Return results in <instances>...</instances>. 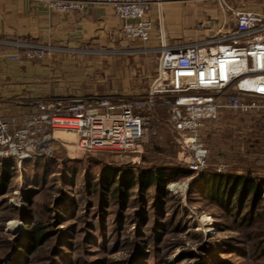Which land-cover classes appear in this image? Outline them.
<instances>
[{
  "label": "rangeland",
  "instance_id": "374dc122",
  "mask_svg": "<svg viewBox=\"0 0 264 264\" xmlns=\"http://www.w3.org/2000/svg\"><path fill=\"white\" fill-rule=\"evenodd\" d=\"M121 55H139V50L131 53L122 51ZM163 85L161 84L160 88ZM258 105L264 108V102H258ZM263 108L249 114L225 111L220 114L215 122L209 123L199 134L201 143L213 154L217 151L224 152V149L221 150L220 148L224 143L233 146L251 144L256 149L253 156H237L238 158H235L234 154L225 156L222 153L224 156H214L212 158L214 161L218 160V167L215 170L217 175L212 179L197 182L204 170L203 168L200 173L198 171L188 174L177 181L168 183L166 191L169 195L166 198V203H163L161 207H157L155 210H148L146 220L145 217L140 216L139 207L133 206L131 203L124 207L123 212L119 215L114 213V207L104 209L108 213L101 215L98 209L94 208V204L92 207L94 209L91 210V214L88 216L92 220L105 219L106 223H104V226L107 231L104 233H93L91 231V233L95 236L100 234L106 236L107 239L104 244L107 240L108 242L105 244V250H103L105 252L82 243L83 236L86 233L87 235L89 234L84 231L88 216L76 222H74L75 220L63 219V222L55 227L57 221L52 219L55 216L53 214H44L42 217L45 219L41 220L46 222V229L52 232L51 234L55 236V239L50 241L53 246L45 249L42 256H51L49 264H84L83 262H87V264H253L245 258L248 256L250 259H253L251 257H258L256 255L260 248L258 236L264 233V220L258 216L259 214L261 216L264 215V203L257 208L255 214L253 212V223L250 225L251 232L248 234L249 230L243 228V222L248 215L247 209L251 202V197L244 199L247 204L244 205L242 210L236 209L233 211L236 204L231 205L230 211H232V215L229 216V213L223 210V207L228 208L225 196H216L220 200L215 199L213 201V203L216 202L215 204L220 202V207L223 205L220 210L219 206L206 202L203 194H205L207 189L212 190V188L218 189L219 187L224 188L226 185L230 186L231 180L226 177V173L230 170L244 175L250 168L248 163L245 164L248 158H259L256 162L258 166L251 168L254 170L252 174L264 177ZM157 115L163 117L161 119L162 128L151 130L148 128L141 145L135 150V153H129L127 156L81 152L77 149L73 137L67 136V134L54 135V140L50 141L46 146L45 155L35 158L33 163L25 162L21 167L13 165L15 170L14 177L11 178V182L7 187H2L3 190L0 189V206L7 204L6 206L9 208L23 211L25 210L24 200H28L26 199L28 191L35 190L34 192L40 195L36 199L31 196L30 199L31 201L35 199L33 203L36 204V210L38 208L45 210L46 205L48 206L50 201H53L58 202L62 208L68 206L65 210L75 214V206H77L76 203L78 201L86 204V199L78 194L82 189V179L86 176L85 172H82L84 167L89 170L91 180L95 179V181L100 175L101 165L115 166L107 170V176L118 169H129L134 173L138 172L137 170L139 169L137 167L144 166L141 163V158L151 157L145 156L147 153H144V149L148 147L151 139H153L155 145L159 148L163 147L165 150L168 147V143H165L164 140L166 138L171 139L176 142L179 153L182 154L181 148H183L187 154L188 143L186 139L188 137L176 134L173 129L177 116L174 119L169 118L166 112H157ZM55 138L61 139V142L60 140H55ZM226 140L228 141L226 142ZM213 142H217V144L220 142V145L212 149L211 143ZM143 154L144 156H142ZM91 156H95L98 159ZM209 157L211 156H206V161ZM175 158L176 163L186 169L192 160L191 156H175ZM37 161L38 167L36 166V168L34 163ZM205 165H207V162H205ZM62 166L66 167L67 176H70L73 171L75 174L78 173L76 188L68 195V202L61 200L62 195L58 193ZM34 167L35 169L33 170ZM197 173L199 174L197 175ZM226 180L229 181L226 182ZM134 191L135 189L130 193L133 195ZM71 198L73 201H71ZM152 198L153 196L148 194L146 200L151 202ZM92 199L94 201V198ZM80 207L83 208L84 206L80 205ZM2 212H0V254L4 255L8 252V249L5 252L3 247L4 240L22 239L27 234L26 231L29 225H25L24 222L15 219L16 214L12 212ZM56 214H59V212L57 211ZM234 215H238L236 219H234L235 217L233 218ZM255 215L256 217L254 218ZM50 216L53 224H51ZM77 216L80 218V215ZM30 223L29 221L26 224ZM142 223H144L143 226ZM98 224L97 222L94 223L96 226ZM162 226H164L163 229ZM251 236L253 238L249 240ZM75 237L77 240H75ZM54 242H57L58 245L54 246ZM21 243L27 244L26 241ZM58 250L61 251V257L58 256L56 258ZM261 261L257 264H263L264 259H261ZM9 264H21L20 258L12 259Z\"/></svg>",
  "mask_w": 264,
  "mask_h": 264
},
{
  "label": "built area",
  "instance_id": "2783aa9c",
  "mask_svg": "<svg viewBox=\"0 0 264 264\" xmlns=\"http://www.w3.org/2000/svg\"><path fill=\"white\" fill-rule=\"evenodd\" d=\"M32 1L59 15L107 6L122 22L127 42L146 43L150 39L148 0ZM235 24L231 31H217L191 44L163 50L160 85H164L154 93L170 96L163 105L173 119L177 116L174 131L188 137V153L184 156L192 157L187 167L192 173H200L209 156V149L199 140L209 123L225 111L249 114L263 108L258 102H264V16L236 13ZM196 30L209 32L210 27L199 24ZM4 45L17 51L8 59L16 64L41 62L51 52L43 44ZM156 105L152 98H102L91 102L54 98L38 102L32 112L19 118L22 125L18 128L9 130L6 121L0 119V160L21 167L45 155L46 146L57 133L73 135L81 152L127 156L141 145L144 114Z\"/></svg>",
  "mask_w": 264,
  "mask_h": 264
},
{
  "label": "crops",
  "instance_id": "0c3cea01",
  "mask_svg": "<svg viewBox=\"0 0 264 264\" xmlns=\"http://www.w3.org/2000/svg\"><path fill=\"white\" fill-rule=\"evenodd\" d=\"M148 1L150 39L146 43H130L122 35V22L107 6L59 15L32 0H0V119L6 121L8 129L20 127L19 118L32 112L35 104L53 98L85 102L102 98H152L157 105L148 112L152 115L167 112L163 103L170 96L154 93L161 81L163 50L191 44L217 31H231L236 25V13L264 16V0ZM204 23L209 25V32H198L196 26ZM4 42L43 44L51 52L41 62L16 64L8 59L17 51ZM136 50L139 55H121L122 51ZM154 126L160 128L162 123L157 120ZM67 136L76 142L73 135ZM55 140L61 142L59 138ZM167 143L168 156H184L183 148L182 154L179 153L175 141L167 138ZM219 145L220 142L211 143L212 149ZM220 148L225 156L234 154L235 158L253 156L256 150L251 144L224 143Z\"/></svg>",
  "mask_w": 264,
  "mask_h": 264
},
{
  "label": "trees",
  "instance_id": "16d2710c",
  "mask_svg": "<svg viewBox=\"0 0 264 264\" xmlns=\"http://www.w3.org/2000/svg\"><path fill=\"white\" fill-rule=\"evenodd\" d=\"M171 118L169 110L166 112ZM158 118V119H157ZM163 117L158 116L157 112L152 115V112H148L144 114L145 123L143 126V138L144 139L145 132L151 129H161L154 126V123L156 121H160L162 123ZM150 134V133H149ZM162 134V133H160ZM154 137V136H152ZM165 143H167V138L164 140ZM231 149L228 148V151ZM232 152V151H231ZM144 153H147L145 156H151L150 158H141V163H143L141 167H137L138 172H133L129 169H118L115 170V172H111L110 175H106L107 170H110L112 167L110 165H101V171L98 178L91 180L90 172L87 169V167H84L82 172H85V175L82 179V189L81 192H78V194L86 199V204H82L79 201L76 203L77 206H75L76 213L72 214L67 212L65 209L60 207V204L58 202L50 201V204L45 207V210H36V204L33 203V201L36 199V197L40 194H37L34 192L35 190L28 191L27 198L28 200H24L25 203V210H14L12 208H9L5 204L0 206V212H8V213H14L16 214L15 219H19L20 222H24L25 225H29L28 230L26 231L27 234H25L22 239L18 240H4L3 247L6 250L8 249V252L4 255L0 254V264H9V262L14 258H20L21 264H49V260H51V256L49 257H43L42 253L45 249H47L49 246H53V243H50L52 239H55V236L52 235L51 231L46 229V222H43L41 219H45L42 217V215H54L55 218H52L54 221L56 220L57 224L55 227L60 225L61 222H63V219H68L69 221L75 220L76 222L79 219H83V217L88 216L91 214L92 209H98V212L101 215H105L104 209H108L109 207H114V213L119 215L121 212H123L124 207L129 205L130 203L133 206L139 207V211L141 214V217H145V220L147 219L146 214L148 210H155L157 207H161L163 203H166V198H168L169 193L166 191V186L170 182L177 181L181 178H183L185 175L192 174L189 170L186 168H183L175 161V156H168L165 152V149L159 148L155 143L153 142V139L150 140L148 143V147L144 149ZM212 153V152H211ZM144 156V154L142 155ZM214 156H223V154L220 151H217L215 154H211V157L208 158L207 165L204 166V170L202 174L199 176V179L197 182L202 180H210L213 177H215L217 174L215 173V170L217 169V161H214L212 159ZM92 158H96L95 156H91ZM37 159V158H36ZM98 159V158H96ZM259 160L257 157L248 158L245 161V164H249L248 171L243 174H237L234 171L230 170L228 173H226V177H228L230 181V186L226 185L224 188L219 187L218 189L212 188V190L207 189L205 191V194H203V197L206 199V202L212 203L216 205L218 208L220 207V202L215 204L213 201L215 199H218L216 196H225V199L228 203V208L223 207V210L227 213H229V216L232 215L231 205L234 203L236 209L242 210L244 205H246V201L244 199H248L251 197V202L249 203V207L247 209L248 215L246 216V220L243 222V228H247L249 230L248 234H250V225H252V215L253 212L255 214V211L260 205H263L264 203V177L263 176H255L252 174L254 171L251 169L252 167H257L258 164L256 162ZM35 159L31 162L27 163H33ZM89 162V161H88ZM252 162H254L252 164ZM90 163V162H89ZM239 163V162H238ZM35 167L38 165V161L34 163ZM99 165V164H98ZM260 166V164H259ZM33 168V170L35 169ZM38 167V166H37ZM36 167V168H37ZM66 167L62 166L61 173L59 176V185H58V193L61 194V200L68 202V195L72 193L73 189L76 188V177L78 173H74V171L70 174V176L66 175ZM82 173V174H83ZM15 170L13 168V165L10 163H7L5 160H0V189L3 190L4 187H7L10 182L11 178L14 177ZM208 179V180H207ZM229 180H226L228 182ZM66 184V185H65ZM64 187L62 188V186ZM25 186V185H24ZM3 187V188H2ZM29 189V188H27ZM135 189L134 194L132 195L131 191ZM37 191V190H36ZM30 192V193H29ZM131 192V193H130ZM151 194L153 196L152 201L149 202L146 200L147 195ZM34 197L35 199L31 201L30 197ZM94 198V201L93 199ZM220 200V199H218ZM71 201L72 198H71ZM90 201V202H89ZM2 203V202H1ZM95 204L94 208L93 205ZM80 205H83L84 207L81 208ZM230 205V206H229ZM59 212V214H56V212ZM56 214V215H55ZM157 214V212H156ZM19 215V216H18ZM77 215H80V218H78ZM93 216V215H92ZM95 216V215H94ZM162 216V211H161ZM238 215H234L233 218L236 219ZM157 218L156 216H154ZM256 215L254 216V218ZM262 220H264V215L261 216L259 214L258 216ZM73 218V219H72ZM96 218V216H95ZM253 218V220H254ZM47 220V218H46ZM51 220V216H50ZM31 222L30 224H26L28 222ZM99 221V222H98ZM99 223L98 226L94 225V223ZM146 222V221H145ZM144 222V223H145ZM106 220H92L91 217L88 216V220L85 224L84 231L85 233L88 232L83 236L82 243L85 245H89L94 248L100 249V251L105 252V240L107 239L104 234H100L98 236L93 235V233H104L107 230L105 229ZM142 223V226L144 225ZM241 223V222H240ZM51 224L52 220H51ZM140 224V223H139ZM242 224V223H241ZM247 224V225H246ZM239 225V224H238ZM73 227V226H72ZM249 227V228H248ZM164 226H162V229ZM161 229V228H160ZM93 231V233H91ZM107 235V233H106ZM54 237V238H52ZM252 236L249 237V240H252ZM260 239V248L259 251L256 252L257 258L251 257L253 259H250L249 256L245 259L249 260L253 264H257L262 262L261 259H264V233L258 236ZM75 240L76 237H75ZM101 240H103L101 242ZM26 241L22 244L21 242ZM72 243V242H71ZM57 242H54V246H57ZM73 245V244H72ZM74 248V246H73ZM54 253V252H52ZM56 258L61 257V251H57ZM84 264H87V262H83ZM102 264V263H100ZM264 264V261H263Z\"/></svg>",
  "mask_w": 264,
  "mask_h": 264
},
{
  "label": "bare ground",
  "instance_id": "6f19581e",
  "mask_svg": "<svg viewBox=\"0 0 264 264\" xmlns=\"http://www.w3.org/2000/svg\"><path fill=\"white\" fill-rule=\"evenodd\" d=\"M209 231V230H208Z\"/></svg>",
  "mask_w": 264,
  "mask_h": 264
}]
</instances>
